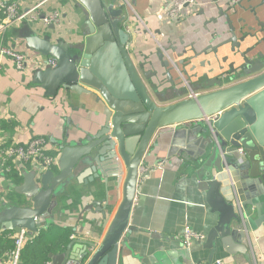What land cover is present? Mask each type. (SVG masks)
<instances>
[{
  "label": "water",
  "instance_id": "95a60500",
  "mask_svg": "<svg viewBox=\"0 0 264 264\" xmlns=\"http://www.w3.org/2000/svg\"><path fill=\"white\" fill-rule=\"evenodd\" d=\"M77 2L85 11L79 27L81 39L53 42L37 33L26 37L30 49L58 61L55 67L38 70L33 81L49 97L56 96L60 89L80 94L95 90L101 95L97 101H103V108L91 130L59 142L58 170H47L40 176L35 170L23 174V181L14 187L21 196L19 202L5 205L0 212V227L16 232L22 228L38 232L51 222L48 218L53 217L60 197L74 178L87 176L90 182L99 180L106 186L113 178L122 189V198L111 221L107 206H101L102 200L94 199L79 215L82 218L87 211L95 212L94 206H98L96 211L102 213L104 226L109 222L102 240L72 238L62 253L49 254L48 264L70 261L117 264L120 247L129 238L139 179L149 175L144 171L150 165L146 158L160 147L161 130L171 126L175 129L168 157L178 156L184 166L194 171L212 211L219 214L218 223L209 232L207 246L212 247L220 237L230 253L243 252L250 257L245 234L240 231V225L234 224L240 220L235 198L228 199L223 194L224 183L218 175L229 174L231 190L242 203L264 194L262 40L243 50L242 43L254 35L239 38L230 15L221 9L231 33L222 44H231L235 56L230 63L231 70L214 78L208 73L201 75L197 79L199 84L194 85L212 86V90L158 104L149 84L158 72L146 70L152 62H135L129 51L132 34L125 27L126 7L119 5L118 0ZM262 7L264 0H258L252 8L257 20L259 10H264ZM234 8L229 7L227 11ZM50 27L55 29L54 24ZM212 49L218 58L219 47ZM157 55L165 69L163 76L174 84L185 79L178 62L167 58L161 49ZM175 67L183 76L177 80L172 73ZM227 81L232 83L227 85ZM158 83L153 82L151 87L156 89ZM77 172H80L78 176ZM94 193L92 190L90 195Z\"/></svg>",
  "mask_w": 264,
  "mask_h": 264
},
{
  "label": "crops",
  "instance_id": "0c3cea01",
  "mask_svg": "<svg viewBox=\"0 0 264 264\" xmlns=\"http://www.w3.org/2000/svg\"><path fill=\"white\" fill-rule=\"evenodd\" d=\"M168 1L130 0L132 8H125L126 22L134 29L131 31L129 43L132 58L135 62H152L151 65L147 64L146 70L158 72L149 82L152 95L158 104H167L212 90V86L194 85L199 84L197 79L201 75L208 73L210 78H214L231 70L230 63L235 56L231 52V44H222L231 33L221 9L230 15L239 38L254 35L242 43L243 50L258 39L262 40L264 48V10H259L258 20L253 15L258 0H241L231 12L227 11L229 7L226 0L220 6L212 4V0H197L201 3V8L194 11L187 7L182 21L172 20L164 15ZM20 2L24 10L37 3L41 4L43 12L59 9L62 11L63 20L55 29L45 27L39 21L24 20L16 23L6 32L7 45L33 53L35 51L26 42V37L30 34L37 33L53 42L81 39L79 27L85 11L78 5L77 0ZM217 46L218 58L212 49ZM159 49L165 52L167 58L179 63V69L185 73L186 81L181 83L177 80L181 72L176 67L172 70L177 80L175 84L162 75L165 69L157 55ZM226 57L229 58L225 60ZM38 70L29 68L26 72L18 71L9 59L0 70V139L25 143L34 135L47 136L57 152L55 170H58L61 156L59 142L91 130L103 108V101H97L101 95L88 87L86 88L92 91L91 94L60 89L56 96H46L44 90L33 81ZM153 82H159L156 89L151 87ZM229 82L227 81V85L232 83ZM174 129L175 127L170 126L161 130L160 147L146 158L150 165L145 172H149V175L139 179L129 224V238L120 247L117 264H264V194L258 199L242 203L231 190L229 174L225 172L218 175L224 183L223 194L228 199L235 198L237 210L238 204L243 207L242 212L253 240L255 257L250 249V257L243 252L230 253L220 237L216 238L212 247L207 246L209 232L218 223L219 214L212 211L206 192L199 188V180L194 171L184 166L178 156L168 157ZM30 170H35L30 164H20L15 170L18 176L3 180L2 188L7 191L11 205L17 204L21 197L15 192V185L20 184L23 174ZM78 174L80 172H77V176ZM86 177L73 179L60 197L53 217L48 220L61 227L71 228V239L94 238L101 241L121 202L122 189L117 187L113 178L106 186L99 180L90 182ZM92 190L95 191L93 196L90 195ZM94 199L102 200L101 206H107L109 222L106 226L102 213L96 211V205L95 212L87 211L82 218L79 217L82 209ZM240 223L239 220L234 224L238 226ZM47 225L48 223L43 227ZM187 227L204 233L206 240L195 241L190 248L185 247L181 236ZM241 241L239 236V243Z\"/></svg>",
  "mask_w": 264,
  "mask_h": 264
},
{
  "label": "built area",
  "instance_id": "2783aa9c",
  "mask_svg": "<svg viewBox=\"0 0 264 264\" xmlns=\"http://www.w3.org/2000/svg\"><path fill=\"white\" fill-rule=\"evenodd\" d=\"M224 1L212 0L211 3L220 6L225 3ZM240 2L241 0H226L228 7H235ZM118 3L121 6L132 8L130 0H118ZM187 7H191L195 11L201 8V3L197 0H169L165 5L164 15L172 20L182 21L184 20L185 9ZM0 14V70L4 67L5 61L8 59L21 72H26L29 68L42 70L57 66L58 61L55 57L43 55L38 52L21 51L7 45L5 43V37L9 28L24 20L30 22L39 21L45 27H50L52 24L58 26L63 20L61 10L55 9L43 12L40 3L33 5L28 10H24L21 8L20 0H0ZM125 27L130 33L134 31L133 26L127 24V22ZM182 80L186 81L184 77ZM55 151L47 136L34 135L25 143L10 142L3 138L0 139V212L5 205L11 203V200L7 198V191L5 188H2L3 180L5 181L13 171L17 170L20 164L25 166L30 164L37 171L38 176L47 170L55 169L58 161L57 152ZM239 151L242 152L243 149L240 148ZM145 170H148V168ZM242 208V205L238 204L237 211L240 214L241 221L240 231L244 232L248 247L255 257L253 240L249 235V229L245 222V215L242 212ZM39 231L31 233L28 229L22 228L16 232L0 227V264H21L22 250L27 242L34 238ZM181 237L184 246L187 248H190L195 241L204 242L206 240L204 233L190 227L185 229ZM10 243H12V246H9ZM68 264H76V262L70 261Z\"/></svg>",
  "mask_w": 264,
  "mask_h": 264
},
{
  "label": "trees",
  "instance_id": "16d2710c",
  "mask_svg": "<svg viewBox=\"0 0 264 264\" xmlns=\"http://www.w3.org/2000/svg\"><path fill=\"white\" fill-rule=\"evenodd\" d=\"M16 176H18L16 171L9 175L14 178ZM72 233L71 228L61 227L50 222L27 242L22 250L21 264H48L51 261L49 254L62 253L70 242ZM9 246H12V243Z\"/></svg>",
  "mask_w": 264,
  "mask_h": 264
},
{
  "label": "rangeland",
  "instance_id": "374dc122",
  "mask_svg": "<svg viewBox=\"0 0 264 264\" xmlns=\"http://www.w3.org/2000/svg\"><path fill=\"white\" fill-rule=\"evenodd\" d=\"M11 29V28H10ZM181 83H183V80H181Z\"/></svg>",
  "mask_w": 264,
  "mask_h": 264
},
{
  "label": "flooded vegetation",
  "instance_id": "af4514ba",
  "mask_svg": "<svg viewBox=\"0 0 264 264\" xmlns=\"http://www.w3.org/2000/svg\"><path fill=\"white\" fill-rule=\"evenodd\" d=\"M242 2V1H241ZM240 4V3H239ZM236 7V6H235Z\"/></svg>",
  "mask_w": 264,
  "mask_h": 264
}]
</instances>
